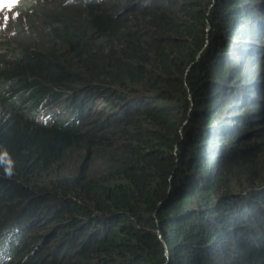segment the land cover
Listing matches in <instances>:
<instances>
[{"label": "trees", "instance_id": "trees-1", "mask_svg": "<svg viewBox=\"0 0 264 264\" xmlns=\"http://www.w3.org/2000/svg\"><path fill=\"white\" fill-rule=\"evenodd\" d=\"M4 8L0 264H264V0Z\"/></svg>", "mask_w": 264, "mask_h": 264}, {"label": "rangeland", "instance_id": "rangeland-1", "mask_svg": "<svg viewBox=\"0 0 264 264\" xmlns=\"http://www.w3.org/2000/svg\"><path fill=\"white\" fill-rule=\"evenodd\" d=\"M63 0H40L41 3H45L48 5H58L59 2ZM72 2V0H68ZM25 13L21 11H13L11 9H7L4 7H0V40L10 37L12 35H16L19 31H24V26L28 25V21L24 18ZM260 42L256 45L261 50V54L256 59H263L264 58V29L261 32ZM244 132L249 133L250 130L247 128H243Z\"/></svg>", "mask_w": 264, "mask_h": 264}, {"label": "snow or ice", "instance_id": "snow-or-ice-1", "mask_svg": "<svg viewBox=\"0 0 264 264\" xmlns=\"http://www.w3.org/2000/svg\"><path fill=\"white\" fill-rule=\"evenodd\" d=\"M16 0H0V7H10L15 4Z\"/></svg>", "mask_w": 264, "mask_h": 264}]
</instances>
